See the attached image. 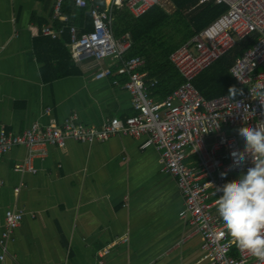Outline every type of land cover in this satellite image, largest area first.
<instances>
[{
	"label": "crops",
	"instance_id": "1",
	"mask_svg": "<svg viewBox=\"0 0 264 264\" xmlns=\"http://www.w3.org/2000/svg\"><path fill=\"white\" fill-rule=\"evenodd\" d=\"M97 1L105 8L110 0ZM54 7L55 0H0V129L21 134L35 122L60 126L73 113L89 126L136 115L132 94L122 87L127 75L97 79L95 59L72 56L69 27L91 30L92 17L71 0H65L62 18L53 17ZM163 8L176 9L171 0ZM125 13L136 20L147 13L137 17L126 6L113 12L115 37L133 46ZM47 25L66 31L53 38L43 33ZM244 41L229 52L230 69L255 43L241 53ZM138 52L145 59L139 71L157 81L150 95L165 100L152 95L159 77L150 76L148 58ZM110 64L116 67L112 59L101 65ZM145 140L118 134L92 144L70 139L64 148L20 145L5 154L0 235L8 210L22 211L24 218L7 252L0 247V264H210L202 235L180 217L185 200L177 178L161 171V150L143 149ZM31 155L35 171H17ZM187 162L196 165L195 155Z\"/></svg>",
	"mask_w": 264,
	"mask_h": 264
},
{
	"label": "built area",
	"instance_id": "2",
	"mask_svg": "<svg viewBox=\"0 0 264 264\" xmlns=\"http://www.w3.org/2000/svg\"><path fill=\"white\" fill-rule=\"evenodd\" d=\"M92 17V29L72 25L69 27L71 42L68 44L75 60L86 55L100 65L97 79L117 74L127 75L122 86L132 94L137 111L126 120L112 118L102 126H89L79 120L78 113L70 115L60 126H43L39 122L21 134L0 129V159L16 146L29 149L36 146L56 145L64 148L70 139L84 143L104 142L112 136L123 134L136 138L146 136L143 149L156 146L161 150V171L177 178L185 200L180 217L196 227L203 237L205 258L210 264H264V257H257L238 247L221 223L216 211L215 188L235 182V173L245 171L251 161L236 171H230L234 150L243 151L238 131L250 127H264V0H200L226 5L227 10L192 39L170 55L171 62L184 77V83L165 100H155L149 87L157 81L146 78L139 71L145 64L141 56L126 57L132 48L131 40L120 41L113 30V12L126 6L137 17L155 6L169 7L170 0H110L105 8L97 0H74ZM65 0H55L54 18L63 17ZM66 31L52 25L43 33L58 38ZM257 34L255 43L238 56L231 66L237 85L243 87L242 96L223 95L209 99L195 84V79L214 62L227 55L241 40ZM112 59V64L101 65ZM115 84H119L115 80ZM194 154L196 165L187 158ZM31 157L18 164L17 171L32 170ZM255 159V157H254ZM221 173H227L226 179ZM24 212L8 210L5 230L0 235L4 253L8 241L20 226ZM4 259V254L0 256Z\"/></svg>",
	"mask_w": 264,
	"mask_h": 264
},
{
	"label": "trees",
	"instance_id": "3",
	"mask_svg": "<svg viewBox=\"0 0 264 264\" xmlns=\"http://www.w3.org/2000/svg\"><path fill=\"white\" fill-rule=\"evenodd\" d=\"M73 1L71 0V3ZM171 1L176 7L172 13L161 6L153 7L137 20L125 13L130 19L127 20L129 24H126V29L128 28L134 37L132 50L130 49L128 56L138 55L136 54L138 51L147 56L146 69L149 70L151 77H159V83L152 91V95L164 99L185 81L176 66L171 63V53L227 10L224 4L206 3L198 6L200 0ZM143 37L144 43L140 44ZM255 38L257 34L249 36L240 44L241 53L252 45ZM229 54L214 62L195 79L196 86L205 97L212 99L229 94L230 88L244 89L237 85L236 79L230 73Z\"/></svg>",
	"mask_w": 264,
	"mask_h": 264
},
{
	"label": "clouds",
	"instance_id": "4",
	"mask_svg": "<svg viewBox=\"0 0 264 264\" xmlns=\"http://www.w3.org/2000/svg\"><path fill=\"white\" fill-rule=\"evenodd\" d=\"M229 94L236 98L243 92L230 88ZM238 136L244 148L242 152L230 153L233 162L230 171L241 169L248 161L251 166L240 171L235 182L215 188L216 211L239 248L264 257V127L240 129ZM221 176L226 179L227 173Z\"/></svg>",
	"mask_w": 264,
	"mask_h": 264
},
{
	"label": "rangeland",
	"instance_id": "5",
	"mask_svg": "<svg viewBox=\"0 0 264 264\" xmlns=\"http://www.w3.org/2000/svg\"><path fill=\"white\" fill-rule=\"evenodd\" d=\"M171 9H172V8H171ZM262 69H264V66L262 67ZM240 144H241V146H243V147H244V145H243V142H242L241 140H240ZM238 174H239V173H235V174H234V177H237V176H238Z\"/></svg>",
	"mask_w": 264,
	"mask_h": 264
}]
</instances>
